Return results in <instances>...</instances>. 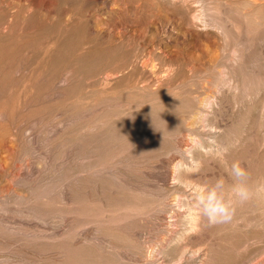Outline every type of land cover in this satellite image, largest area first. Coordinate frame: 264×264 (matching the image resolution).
<instances>
[{"label":"bare ground","instance_id":"bare-ground-1","mask_svg":"<svg viewBox=\"0 0 264 264\" xmlns=\"http://www.w3.org/2000/svg\"><path fill=\"white\" fill-rule=\"evenodd\" d=\"M140 1L142 2L141 4H143L146 0ZM148 1L151 2V5L148 3ZM148 1L147 3L149 5L147 7L151 6L148 8V10L142 9L140 11L138 6V8L134 7V10H139H135L138 11L137 13L125 8L120 11V18L117 15L119 12H117L116 15H111L114 17H111L110 28L108 27V30L110 29L108 33L110 43L108 42V44H110V46L108 45L109 47L106 48V51L108 49L107 54L109 55V59L112 61L110 65L111 67L109 68L108 65L106 70L104 68L99 72L95 71L96 77L89 71L88 74L91 73L93 78L95 77V80L91 78L94 80V82H91L93 85L90 89L84 86L86 80H83V77L80 81V83L82 82V85L79 83L80 88L74 87L76 89L79 88V91L75 89L77 91V104L79 111L82 114L90 110V114H92V116L87 114L91 116V118L87 119L88 121L81 120L79 123L77 122L78 125L80 122L81 124L76 126V129H79L78 135L80 134V140H78L80 142H77L78 145L80 144L78 147L80 148L81 158L79 159H81L80 161L82 162L87 157L90 158V161L88 164H86L87 162H83L82 166L81 164L78 165L80 166V169L78 168L80 170V173L78 172V177L80 178L79 194L77 193V190L76 192H74V190L72 191V193H76V196L78 195L77 198L70 192L75 198H77V205L75 207L71 206L72 208H69V210L66 209L68 212L71 211V213H68L71 216L67 217L68 220H65L68 221V224L66 223L67 227H64L61 230L58 228H55L57 230L47 228L45 231L43 230L38 234L36 233L37 231L35 232L36 234L33 232L35 237L43 236L44 240L46 239L48 241L46 242V245H42L45 247V251L46 249L49 250L48 253H44L43 247L41 253L43 256L44 254H48V260H50L49 257H51L50 262H48L46 256L44 257L46 260L43 259L45 262L39 264H115L117 259H119L117 257H120V261L123 259V255L121 256L120 250L123 248L125 249L126 246L131 247H127L128 250L132 248L134 249L133 252L135 254H132V250L129 251L132 252L131 256L134 255L133 261L137 264H211V262L213 264V258L216 257L214 253L215 245H220L214 240L213 236L216 234L218 235V238L221 236L223 237V234L231 231L237 232V242L235 243V246L233 244L234 248H236L235 250L237 251V253H234L237 255L229 264H264V192L256 193L255 191L257 188L264 187V72L260 73V71L253 72V70H248L252 67L248 66L249 68L247 69V64L250 62L251 58V62H255V59L253 60V57L249 58L251 55H249V57L247 55L248 58L245 57L246 53H244L245 45L247 48L250 47L246 43H253L257 41L259 48L257 47L258 49L256 50L259 51L260 49L261 54H264L262 53L264 52V0ZM20 7L21 6H19V8ZM162 10L169 12L171 10L172 12L176 13L188 28L194 27L195 29L197 27L201 30H206L207 34H209L208 31L210 30L214 31L217 36V41L220 40V43L222 41V43L227 42L226 44H231V42H228L227 40H233V42H235L233 49L230 45L233 52H228L227 54L223 53V55L229 54L230 57L232 53L234 55L232 58H230L232 59V64H230L231 67H228L230 68V71L227 72V69H225L226 67L224 69L219 67V69L217 68L216 71L213 70V68L215 69L217 66H219L220 62L214 63L213 61V59H215L214 54L218 50L216 47L213 48L217 49H215L216 51H214V54L211 53L213 54L211 59L212 61L209 59V62L211 61L210 63L213 62L212 66L210 65L212 68L208 67L209 65H205L207 66L206 70L205 66H201L203 65L202 62L196 67V61L192 60L194 62H190L191 59L189 56H187V61L185 55L182 54V50L185 49H180V52V50H177L179 48L178 47L176 49L177 53L171 54L168 47L173 42V37L175 36L174 34L176 32L173 24L163 23L162 28H156L157 32L160 31L159 29H162L159 34H155L156 30L153 32L150 26V24H154L155 21L157 23L158 21L159 23H162V19L164 18L161 16ZM129 11L132 13L135 12V14H137V17L134 14L132 15L136 18H130L132 20V24L129 18L127 20V16H131ZM14 12L12 13L13 15H16V17L19 16V14H16L17 12ZM12 14L11 17H13ZM4 15L6 16V14ZM19 18H21V16H19ZM144 18L147 20H144ZM15 19L14 21H16ZM21 19L23 20V18ZM69 19L70 18H68V20ZM28 20L29 19L27 17V21ZM78 20L80 23H82L80 19ZM127 21L128 23L130 21V30H128L130 24L128 25ZM2 22L0 21V23ZM59 26H61V24ZM74 26L78 25L76 24ZM120 26L121 29L119 28ZM73 28L74 27H71V30H73ZM12 30L14 31V29ZM69 30L70 29H66L68 35L64 34L65 36H62V38L57 41V43H59L58 47L54 42L56 44L57 51L62 52L63 49L61 45L66 39L70 37ZM21 33L19 35H22ZM178 35L176 37H178ZM14 36L16 37L18 35ZM14 36L12 37L15 38ZM53 36L56 37L58 35ZM80 37L82 38V36ZM54 40L55 38L53 41ZM53 41H51V43ZM177 41L175 42L177 43ZM211 42L214 43V41ZM255 46H257V44H255ZM50 47L53 48L54 45L53 47L49 45V48ZM223 47L224 46L222 44V48ZM49 48L48 50L50 52L51 48ZM181 48H183L182 44ZM227 48L228 47H226V49ZM251 48L253 47L246 49V51H250ZM44 49L48 52V50H46L47 46L46 48L44 47ZM122 49L124 50L122 51ZM253 49L255 50V48ZM253 49L251 50L252 52ZM102 51L104 53V50ZM94 53L95 54H92L93 56H91V58L93 57L94 61L97 60L102 63L103 59H107L104 58L106 53L102 54L101 51L97 50ZM78 54L81 55H77L79 56L78 59L87 57L83 55L85 54L84 52ZM219 54L216 56H220L222 53L220 55ZM259 54L260 53H258V56H260ZM205 55H208V53ZM45 56H48V53ZM256 57L257 55L255 58ZM200 58H202V60H198L199 62L203 61V59L206 60V57L203 58L202 56ZM208 58L211 57L209 56ZM248 59L250 60L248 61ZM257 59H259V57H257ZM223 61H225V59ZM226 61L225 63L227 64ZM255 63L258 62L256 61ZM255 63L253 64L254 66ZM222 64L223 62H221V65ZM195 67L198 69L203 67L205 71L202 70V73L207 72L206 75L204 74V79L202 76L203 74L200 73L201 70L199 71ZM260 67L263 71L264 65H261ZM258 69L256 68L254 70L258 71ZM209 70H212V72ZM184 71H189L190 73L188 72L189 74L186 75H190V77L192 76V79L195 74L200 73L203 81L199 84L200 79H197V81L196 79H193L197 84H195L194 81L191 83L189 80L190 78L188 80L186 79L188 76H184L185 78L182 77V75H184ZM62 75L64 74L59 75L57 72L55 74L53 73V77L51 76L49 78H54L56 80ZM196 77L198 76H195V78ZM85 78L88 79L90 77ZM59 81H61V78ZM88 83L90 84V81ZM49 85L52 86L51 84ZM81 86L85 88H81ZM102 105H104L102 108H105V111L103 110L104 113L99 111L100 114L98 115L99 112L95 113L96 110L94 109ZM95 115L98 117L95 118ZM85 116L83 115L79 118L84 117L85 119ZM182 131L185 136H187L186 142L182 141L183 139L180 141L178 140V135ZM183 133V136L180 137H184ZM176 135L177 137H175ZM224 148H227L228 151L222 155H218V153H221L222 149ZM77 150L79 151V149ZM139 152H142V155H140ZM149 152L150 154L145 157L147 159H144L143 153L146 154ZM115 158L117 161H115ZM127 159L131 161V163L127 161L129 166H132L130 165L132 163L133 166L135 165V167H132L136 168V171H132L131 169L130 176L134 179V181H138V186L142 182H140L141 176L139 179V175L142 173L139 174L137 171H142L144 174V172H147L146 167L148 168L152 164L156 165L157 163L154 164V162L157 160L161 165V161L165 162L166 159V162L168 163V169L164 171L165 183L162 184L164 185V192L162 191V188L160 192L159 190H155L152 187L155 192H158L154 193L150 188V190H147L148 192L145 190V193H140V191L138 192L137 189H134L133 185H131V187L134 190H130V186H126V188H129V190L124 191L125 189L121 187L123 191H120L118 190L120 188H116L114 184L117 181H115L116 176L112 177V175H109L112 177V180L115 178V182H112L111 180L108 181V183L104 182L101 185L102 192L100 193L99 191L98 193L97 187L99 186L97 185H100V180L103 178L105 179V177L108 178L109 176H106V174H99L100 177L105 176L103 178L96 176V166L100 165L101 168H105L104 166H108V164H111L112 162L114 163V161L117 162V165L122 161L124 162L123 164H125L126 161L124 160ZM236 161L241 162V164L247 169L249 173L248 184L253 189L254 195L248 202L237 207L233 220L230 223L209 226L206 218L201 217L199 215L198 209L196 208V197L198 190L206 187L211 182H214L215 179L220 177L225 178L226 181L231 184L232 180L229 177L228 172L232 163ZM147 163H149V166H147ZM125 165L123 167H126ZM115 167H117L116 164ZM112 168L113 167H111V169ZM150 168L151 167L148 169ZM153 168L154 167L152 166V169H150L152 171L151 174L159 167L157 169L155 168V170ZM128 169L130 170V168ZM99 170L100 168L98 171ZM106 171L108 172L107 169ZM126 172L128 173L129 171L126 169ZM123 174L125 173L123 172ZM147 174L148 173H146V175ZM130 176L128 177L129 181L131 178ZM143 178L144 177H142V179ZM117 179L120 181L119 178ZM144 180L145 179H143V181ZM109 182L111 184H109ZM124 182L125 181H123V184ZM146 182H148V180ZM135 183L136 182H134V185ZM120 184L121 186L123 185L122 183H118V185ZM130 184H133V181L132 183L130 182ZM143 184L144 183H142V185ZM147 184L154 185L155 183ZM162 185L160 186L162 187ZM68 186L70 187V185ZM69 187L67 190L70 189L71 191L72 187ZM74 187L75 186H73V189ZM93 187L97 188V193L94 189L91 191V188ZM103 187L107 190H104ZM145 187L142 188L145 189ZM156 189H158V187ZM151 190L152 192H149ZM67 194H69V192ZM71 194L68 196H72ZM56 202L57 201H55V203ZM63 203L66 205L65 202ZM68 207L69 206H67V208ZM63 211H65V209ZM65 214H67L66 211ZM151 217L154 218L156 222L158 221L157 219H160V221H158L161 222L160 226H158L159 224L157 226H154L155 224L153 225L154 227H157L158 230H160V232L156 231L160 236H158V238L155 240H151L148 237L149 235H146L149 238L147 240L144 239L145 236H141L145 240V242L144 240L142 242L145 244L141 245V247L139 243H134L136 236L134 237L132 235L136 234L135 232L137 229H134L136 227L138 228V226L133 222L135 221L136 223V220L142 221L146 218L151 222ZM129 218L130 220L128 221ZM49 220L51 221V219ZM57 220H54V222H57ZM60 222L62 223V221ZM131 223L135 225H133L134 229L132 228V233L135 231L133 234L128 233L130 231L128 229L132 227ZM143 224L145 225L144 222ZM144 225L139 227L143 228ZM146 225L144 227L149 226ZM154 229L155 228L152 230ZM38 231L40 230L38 229ZM139 231L141 232L142 230H138L137 232ZM143 231L141 233H143ZM12 236L13 234L11 236L9 235L8 237L10 238ZM17 237L19 238L18 235ZM14 238L15 237H13V239ZM15 239L17 240V238ZM42 239L43 238H41V240ZM229 239L232 241V236ZM42 241L38 242L40 243ZM231 241L230 243L233 242ZM138 242H140L139 239ZM9 243L11 242L9 241ZM36 243L34 241L36 248L42 244L40 243L38 245ZM223 243L226 244L227 242H224L223 239ZM218 249H216L217 252ZM38 252L40 253L39 250ZM122 253L124 252L122 251ZM129 259L131 260L132 257H129ZM122 262L123 261H121V263ZM117 263L119 264V262Z\"/></svg>","mask_w":264,"mask_h":264},{"label":"rangeland","instance_id":"rangeland-1","mask_svg":"<svg viewBox=\"0 0 264 264\" xmlns=\"http://www.w3.org/2000/svg\"><path fill=\"white\" fill-rule=\"evenodd\" d=\"M67 1L66 0H0V21L4 22V23L3 22L0 23V219H1L0 220V224H1L0 225V234H1L0 235V245H1L0 246V255H1L0 256V264H31V263L32 264H39V263L45 262L46 259L44 257H46V256H47L46 258L48 260V254H46V255L44 254V256H43V254L41 253L43 248H44V253H48L49 250L46 249V251H45V247H43L44 245H46V242H48V241L46 239H45L46 240L45 241L43 236L35 237V234L41 233L43 230L45 231V229H47V228L54 229V230H57L55 228H58L61 230L64 227H67L68 221H65V220H68L67 217L71 216L68 214L69 212L71 213V211L68 212L67 210H69V208L75 207L77 205L78 195L76 196L75 195L76 193H74V192H76V190H77V193L79 192V184H80L79 180H80V178L78 177V172L80 171L79 170L80 166H78V165L81 164V166H82L83 162L84 163L87 162L86 164H88L90 161V158H87V157L82 162L80 161L81 159H79V158H81L80 148L78 147L80 145V144L78 145V143L80 142V141H78V140H80V138H79L80 134L78 135L79 129H76V126L78 125L79 121L87 120V119L91 118V116H92V114H90L91 112L89 110L88 111L89 113L88 112L82 113L84 116L86 115L85 119H84V117L79 118V117L83 116L81 114V112L79 111V109H78L79 107L77 104V91H79L78 89L80 88V84L82 83V82L80 83L81 78L83 77L82 79L86 80L85 81L86 83L83 82V83H85L84 86L86 88L90 89L92 87V85H93L92 83L94 82L95 77H96L95 73L99 72L101 69L103 70L104 68L106 70L108 65H109L108 66L109 68L111 67L110 65H111L112 61H111V59H109V55L107 54L108 49L106 51V48H108L110 46V44H108V42L110 43L109 34H108L110 29L108 30V27L110 28L111 17H114L111 15H116V13L119 12V13H117V15L119 17L121 15L120 11L122 9H125V8L129 9L130 11L131 10L135 11L138 9L134 10V7L138 8V6H139V10L141 11L142 9L148 10V8L151 7V6L147 7L149 4L151 5V2H149L148 0H146L143 4H141L142 2L140 0L139 1H137V0H106V1L105 0H82V1L81 0H72L71 1L70 0L72 3L69 0H67ZM80 1H81V3H80ZM147 1L149 4L147 3ZM77 4H78V6H77ZM68 5H69V7H68ZM19 6H21V7L19 8ZM75 7H76V9H75ZM145 7H147V8H145ZM18 8H19V10H18ZM22 8H23V11H22ZM14 11H16L17 13ZM130 11H129V14H131V16L128 15L129 17L127 16V20H128V18L134 19L137 17V14H135V12L137 13L138 11H135L133 13ZM13 12L16 14H19V16H21V18H23V20L21 18H19V16L16 17V15H13L12 14ZM22 12H23V14H22ZM4 14H6V16ZM11 14L14 18L11 17ZM74 14H75V17H74ZM133 14L136 15V17L132 16ZM59 15L61 18L59 17ZM63 15L64 16L67 15V16L64 17ZM161 16L164 17L162 19V23H159V21H158V23L155 21L156 24L153 22L155 25L151 23L150 24V26L152 28L151 30H153V32L156 30V32H157L158 27L162 28L163 23H172L173 24V26L176 29V32L174 34L175 36L173 37V42L177 41L178 39L179 40L177 41V43L172 42L169 45L168 49L170 50L171 54H174V53L176 54L177 50L185 49V50H182V52H183L182 54L185 55L186 60L188 59L187 56H189V58L191 59L190 62H194V61L197 62L200 59L202 60V58H200V57L203 56V58L206 57L205 58L206 60L203 59V61H200V62L198 61L197 63L195 62L196 67H197V65L199 66L202 62L203 65H201V66L209 65L208 67L212 68L211 66H212L213 62L212 63H210V62L212 61L211 59L213 57L214 51H216L217 50L216 48H218V50L214 54V56H215L214 58L215 59L218 58V59H216V60L213 59V61H214V63L219 62V61L220 62H219V66H217L215 69L213 68V70L216 71V69L217 68L219 69V67L222 69H224L226 67L225 68V69H227L226 71L227 72L230 71V68H228V67H231L230 64H232L231 63L232 59H230V58H232L234 55L232 53V55L230 57L229 54L223 55V53L227 54L228 52H230V53L233 52L232 49L235 46V42H233V40H231V39L227 40L228 42H231V44H229V43L226 44L227 42L222 43V41L220 43V40L217 41V36H216L214 31L210 30V31H208L209 34H207L206 30H201L197 27H196L197 29L196 28L194 29V27L188 28L187 26H185L186 24L184 22H182V20L178 17V15L176 13L172 12L171 10H170V12L162 10ZM27 17L29 19L28 21H27ZM85 17H86V19H85ZM68 18H70L71 20L70 19L68 20ZM94 18H95V20H94ZM12 19H13V21H12ZM14 19L16 21L18 19V21L16 22V21H14ZM78 19H80L82 21V23H80ZM109 19H110V21H109ZM131 19H130V21L132 24ZM145 19L146 18H144V20ZM23 21H25V22H23ZM130 21H129V23L127 21L128 25L130 24ZM29 22H31L32 24ZM59 23L61 24V26H59L60 25ZM96 23H98V24H96ZM76 24L78 26H74ZM92 24H93V26H92ZM95 24H96V27H95ZM131 24L129 25L128 30L131 29ZM30 25H33V26H30ZM69 25H70V27H69ZM64 27H66V28H64ZM71 27H74L73 30L74 29L75 30L74 31L71 30ZM93 27L95 28V31H94ZM92 28H93V30H92ZM119 28L121 29V26ZM12 29H14V31ZM21 29H23V30H21ZM66 29L67 30L70 29L69 30L70 37L69 38L67 37L68 39H66L64 41V43L61 45V47L63 49L62 52L57 51V47L59 44V43H57V41H59L62 38V36L64 37L65 36L64 34H67ZM10 30H11V32H10ZM62 30L64 33L62 32ZM159 30L158 31L161 32L162 29H159ZM59 31H61V32H59ZM65 31H66V33H65ZM70 31H71V33H70ZM203 31L204 32L206 31L205 32L206 34ZM23 32H24V34H23ZM156 32H155V34H159V32H157V33ZM20 33L22 35H19ZM14 35H18V36L15 37ZM53 35H58V36H56L58 40ZM59 35H60V37H59ZM177 35H178V37H176ZM12 36H14L16 39L13 38ZM80 36H82V38ZM242 36H244V35H242ZM49 37H50V40H49ZM54 38L56 41L55 40L53 41ZM175 38H176V40H175ZM215 39H216V42H215ZM209 40H210V42H209ZM51 41H53V42L51 43ZM179 41H180V43H179ZM211 41H214V43H212ZM47 42H48V44H47ZM54 42L57 44V47H56V44ZM256 42H253L254 45L252 42L246 43L248 46L255 48V50L253 48H251L250 51H246V49H249L250 47L247 48V46L245 45L244 53H246L245 57H247V55H248V57H249V55H251L249 58L253 57V60L255 59L254 60L255 62L257 61L258 63H260V62L261 63L258 64V63H255L253 61L251 62V60H252V58H251V60L248 59V61L250 60V62L247 64L246 68L248 69L249 67H252L253 69L250 68L248 70H253V72L254 71L255 72L260 71V73H261V72H264V69L262 71V68L260 67L261 65L262 66L264 65V54H261L260 49H259V51L256 50L259 48L258 42L257 43ZM76 44H77V46H76ZM181 44H182L183 48H181ZM222 44L224 46L223 48H222ZM255 44H257V46H255ZM49 45H51L52 47L54 45V47L53 48L50 47L51 48L50 49ZM217 45H218V47H217ZM226 45H229V46L231 45L232 49H231V46L229 47ZM46 46H47L46 50H48V48H49L50 52H49V50H48V52L45 51L44 47L46 48ZM74 46L76 47V49ZM208 46H211V47H208ZM214 47H216L215 48L216 50L213 49ZM226 47H228V48L226 49ZM40 48H42V49H40ZM252 49H253V52L251 51ZM96 50L101 51L102 54L106 53V55H108V56L104 55V58H107V59H103L104 61L102 60V63L100 61H97V60L94 61L93 57L91 58V56H93L92 54H95L94 52H96ZM102 50H104V53ZM123 50L124 49H122V51ZM67 51H68V53H67ZM254 51H257V52H254ZM44 52L45 53L47 52L48 56H45L47 53L45 54ZM58 52H61V53H58ZM83 52L85 53L83 55H85L87 57L78 59V57L81 56L78 53H83ZM180 52H181V50H180ZM248 52H250V53H248ZM207 53H208V55H205ZM211 53H213V54H211ZM217 53L218 54L222 53L221 55L219 54L222 57L216 56V55H218ZM258 53H260L259 55L261 56V58L263 55L262 60H261L260 56H258ZM262 53H264V52H262ZM77 55H79V56H77ZM204 55H205V57H204ZM256 55H257V57H259V59H257V57L255 58ZM42 56H44V57H42ZM190 56H192V57H190ZM196 56L199 58H197ZM209 56L211 58H208ZM222 58H224L225 61L227 59V61H226L227 64L225 63V61H223L224 59L221 60ZM209 59L211 60L210 62H209ZM192 60H194V61H192ZM259 60H261V61H259ZM96 61H97V63H96ZM221 62H223V64L224 65L226 64V65L225 66L223 64L221 65ZM251 63H252V66H251ZM254 63H255V66L253 65ZM256 64H257V66H256ZM103 66H105V67H103ZM221 66H224V67H221ZM255 67L257 69L259 67L258 71L254 70V69H256ZM202 68H200V69L196 68V69H198L199 71L201 70L200 73L203 74L202 76L204 79V74L206 75L207 72L202 73V70H204V68L203 69ZM260 68H261V70H260ZM206 69H207V66H205V70ZM89 71L92 73V75L95 76L94 78L91 75V73L88 74ZM209 71L212 72V70H209ZM57 72L59 75L64 74V75H62L63 77L59 76L61 78V81H59V79H60L59 77L57 78L58 80L57 79L55 80L54 78H53L54 80L52 78H49L51 76L53 77V73L55 74ZM188 72L189 71H184L183 72L184 75H182V77L188 76L186 79L188 80L190 78L189 80L191 81V83L193 81L195 83V80H193V79H196V81H197V79L198 80L200 79L199 84L203 81L200 73L195 74L193 76V79H192V76L190 77V75H186V74L190 73V72L189 73ZM81 75H84V76H81ZM195 76H198V77L195 78ZM85 77H90V78L87 79ZM91 78L94 80H92ZM89 81H90V84L88 83ZM49 82H51V83H49ZM76 83L77 84L80 83V84L77 85ZM49 84H51L52 86H50ZM86 84L87 85L89 84L88 87ZM195 84H197V83H195ZM195 84H194V87H195ZM75 85H77V86H75ZM74 87H79V88L76 89ZM82 87L83 86H81V88ZM85 87H83V88H85ZM187 87H189V86H187ZM75 94H76V96H75ZM100 107H96L94 109V110H96L95 113H98L99 111L101 113H104L103 110L105 111V108L104 109L102 108V107H104V105H102ZM97 109H98V111H97ZM100 112L98 113V115L100 114ZM80 114H81V116H80ZM87 114H90L91 116L87 115ZM97 117L98 116H96L95 118H97ZM80 124H81V122H80ZM182 133H183V131L180 134L177 133V134H179L178 140L180 141L183 139L182 141L186 142L187 136H185L184 133H183L184 137H180V136H183ZM175 137H177V135ZM77 149H79V151ZM139 154L142 155V152H139ZM148 154H150V152L146 153V154L143 153L144 159H147L145 157H147ZM165 158H167V157H165ZM115 161H117L116 158H115ZM115 161H114V163L113 162L111 163L113 166L111 164H108V166L106 165L107 167L104 166L105 168H101L100 165H98L99 167L96 166V168H95V169H97L96 170V173H97L96 176L100 177L101 174L102 175L106 174V176L112 175V177L116 176L115 177L116 179L113 178V180L111 179L112 177H110V176L108 178L105 176H101L100 178L105 177V179L103 178L102 179L103 181L100 180V185H97V186L101 187V185L104 182L108 183V181H110V180L113 182L115 179V181L117 180L116 183H114L115 187L116 188L119 187L120 189H118V190H120V191L121 190L123 191V189H125L124 191L129 190V188L128 187L126 188V186H130V190L137 189L138 192L140 191V193H145V190L146 191L150 190V188L152 190H153V188L155 190H159V191L161 190V188H162V191L164 190V185H162L165 183L164 171H166L168 169L167 168L168 163L166 162V159H165V162L160 160L161 165H160V162L158 160L155 161L154 164L157 163L158 164V165L156 164L157 166L153 165V164L149 166V163H147V166L151 167L150 169H152V166L154 167L153 168L154 170H155V168L157 169L159 167L157 169L158 171L155 170V172H153L152 174H151L152 171L150 169H148L149 167L148 168L146 167L147 172H144V174L142 171L141 172L137 171V173H139V174L142 173L141 175H139V179L141 176L140 182L142 181L139 186H138V181H134V179L130 176L131 169H132V171H136L135 170L136 168H133V167H135V165L133 166V163H132L130 165H132L133 167L129 166L128 162L131 163V161H129L128 159L124 160L126 162L128 161L127 163L125 162L126 165L123 164L124 162L122 161V162H120L121 165H120V163L118 164L120 166H118L117 162H115ZM115 164L118 168L115 167ZM150 164H151V162H150ZM124 165L126 167H123ZM121 166H122V168H121ZM111 167H113V168L111 169ZM99 168H100V170L102 169L101 171L99 170L100 173L98 171ZM128 168H130V170ZM106 169L108 170V172L106 171ZM126 169L129 171L128 173L126 172ZM103 170H105V171H103ZM120 170H122V171H120ZM113 171L115 174L113 173ZM123 172L125 174H123ZM107 173H110V174H107ZM116 173L117 174L122 173V174L117 175ZM146 173H148V174L150 173L149 174L150 176L148 174L146 175ZM127 174L131 177L130 181L128 178L129 176ZM79 176H80V174H79ZM120 176L122 177V179L123 178L124 179L122 180ZM145 176H149V177H145ZM142 177H144L143 179H145L146 181L148 180V182H146L145 180L143 181ZM151 177H153V178H151ZM117 178H119L121 182ZM123 181H125L127 183L124 182V184H123ZM132 181H133V184H130V182L132 183ZM117 182L122 183L123 185H125V184L126 185L121 186V184L118 185ZM134 182H136L135 185H134ZM145 182H146V185H145ZM142 183H144V184L142 185ZM147 183H153V184L155 183V184L152 185V184H147ZM109 184H111V183L109 182ZM109 184H107V185H109ZM68 185H70V187ZM92 185L95 186L94 184H92ZM107 185H106V187H107ZM131 185H133L134 189L131 187ZM144 185L147 187H145ZM160 185H162V187ZM73 186H75L74 189H73ZM68 187L69 188L72 187L71 191H70V189L67 190ZM99 187H97L98 193H99V191L101 193L102 187L101 188H99ZM121 187H123V189H121ZM142 187L143 188L145 187V189H143ZM148 187H149V189H148ZM157 187H158V189H156ZM97 188L93 187V188H91V191H93L92 189H94L95 192L97 193V190H96ZM103 189L105 190L106 188L103 187ZM73 190H74V192L72 193ZM152 190L149 192H152ZM155 190H153V192L157 193L158 191L155 192ZM141 191H143V192H141ZM68 192H69V194H67ZM70 192L72 194H74L75 197H77V198H75ZM70 194L73 196V197L70 196L71 199L68 196ZM61 197H62V199H61ZM72 198H74V199H72ZM54 200L57 202L55 203ZM59 200H62V201H59ZM63 202H65L66 205H64ZM55 204L58 206H56ZM67 206H69V207L67 208ZM64 209L67 212V214H65V211H63ZM52 212H54V213H52ZM47 213H48V215H47ZM51 214H53V215H51ZM40 216H41V218H40ZM42 218H44V219H42ZM130 218H132V217H130ZM130 218L128 219V221L130 220ZM49 219H51V221ZM53 219L54 220L58 219L59 221L57 220V222L56 221L54 222ZM21 220H22V222H21ZM28 220H29V222H28ZM154 220H155L154 218H152L151 222L147 218L142 220V221L136 220V223H135V221L133 223L135 225H137L138 228L136 227L135 229H134L135 225L133 223H131L132 227L130 229H128V230H130L128 233L133 234L135 231L132 233V228L134 230L137 229L135 232L136 234L132 235L134 237L136 236L135 237L136 240L134 242L135 244L139 243V245L141 246V245L145 244V243H142L144 239L147 240L150 238L151 240H155L158 238V236H160V235H158L159 233L156 232V231L160 232V230H158L157 227H154V226H157L158 224H159L158 226H160L161 222H158V221H160V219H157L158 223L156 222V220L155 221ZM47 221L49 222V224ZM60 221H62V223ZM143 222L145 223V225L147 223V225H149L151 228L147 225L146 226L148 228L144 227L145 225L143 224ZM150 223L152 224V226ZM63 224H65L66 226ZM140 224L144 225L143 228L141 227L142 229L139 227V226H141ZM33 225H36V226H33ZM40 226H41V228H40ZM61 226H62V228H61ZM27 227L31 228V229H28ZM37 227H39V228H37ZM153 228H155L154 229L155 231L152 230ZM1 229H4V230H1ZM22 229H24V230H22ZM38 229L40 231H38ZM148 229H150L151 231ZM30 230H34V231H30ZM138 230H142V231L144 230L145 232L143 231V233H141L142 231L141 232L139 231L140 232L139 233V232H137ZM28 231H30V232H28ZM33 232L34 233L36 232V233L34 234ZM12 234H13V236L9 238L8 236L9 235L11 236ZM31 234H32V236H31ZM236 234H237V232L231 231V232L223 234V237L222 236L219 237L220 239L218 238V235H216V234L213 236L214 240L217 241L218 244H220V245H215L214 253H215L216 257L213 258V264H229L236 257L237 254H235V253H237V251L235 250L236 248H234L235 243L237 242V235ZM17 235L19 236V238L17 237ZM22 235H23V237H22ZM146 235L147 236L149 235L148 236L149 238ZM233 235H234V237H233ZM141 236L142 237L145 236L147 238L144 237V239H143ZM231 236H232L233 242L231 241V239H229V238H231ZM13 237L17 238V240L15 238L13 239ZM20 237H22V238H20ZM24 237L27 239H25ZM225 237H227V238H225ZM41 238H43L42 240L45 242H43L41 240ZM222 238L224 239V242H227L226 244L223 243ZM33 239H34L35 243L37 242L36 244H38V245L40 243H42V244H40V246L37 245L39 247V249H38V247L36 248V245H34ZM138 239L140 240V242H138ZM145 240H144V242H145ZM9 241L11 243H9ZM21 241L25 242V243H22ZM38 241H42V242L39 243ZM230 241L232 243H230ZM94 242H96V241H94ZM3 244H5V245H3ZM14 244H15V246H14ZM24 244H26V245H24ZM31 244H32V246L34 245L33 248L31 246ZM233 244H234V246H233ZM10 245H12V246H10ZM2 246L3 247L7 246V247L3 248ZM26 246H27V248H26ZM127 247L131 248L130 246H126V248H125L126 251L124 248H123L124 250L123 249L120 250V252H121L120 254H121V256L123 255L122 257L124 259V260L121 259V261H123V262L121 263L120 257H117V258H119V259H117V262H119V264H124V261H125V264H134V263L137 264L136 262L133 261L134 255L131 256L132 254H135L133 252L134 249L133 248L129 249L130 251L132 250V252H133L132 253L128 250ZM34 248H36L37 250ZM230 248H231V250H230ZM137 249H135V250H137ZM216 249H218V252ZM15 250H17V251H15ZM38 250L40 251L41 254L38 252ZM215 250H216V252H215ZM18 251H20V252H18ZM33 251H35V252H33ZM122 251L124 253H122ZM127 252H129V253H127ZM25 253H27L28 255ZM127 256H128V258H127ZM129 257H132V259L130 260ZM37 258H38V260H37ZM216 258H218V259H216ZM43 259H45V260H43ZM49 259L50 260H48V262L51 261V257H49ZM32 260H34V261H32ZM129 260H130V263H129ZM117 262L115 264H118ZM211 264H212V262H211Z\"/></svg>","mask_w":264,"mask_h":264},{"label":"clouds","instance_id":"clouds-1","mask_svg":"<svg viewBox=\"0 0 264 264\" xmlns=\"http://www.w3.org/2000/svg\"><path fill=\"white\" fill-rule=\"evenodd\" d=\"M227 151L228 149L224 148L218 155ZM228 175L232 180L231 184L220 177L198 190L196 208L199 215L206 218L209 226L230 223L237 207L248 202L254 195L253 189L248 184L249 173L241 162L232 163ZM255 191L264 192V187Z\"/></svg>","mask_w":264,"mask_h":264}]
</instances>
